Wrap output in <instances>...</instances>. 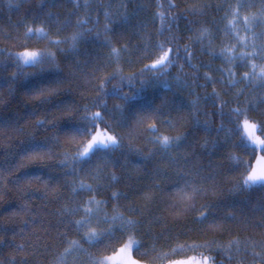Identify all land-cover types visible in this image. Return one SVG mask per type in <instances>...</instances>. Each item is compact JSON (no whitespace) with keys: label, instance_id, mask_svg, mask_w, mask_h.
<instances>
[{"label":"trees","instance_id":"1","mask_svg":"<svg viewBox=\"0 0 264 264\" xmlns=\"http://www.w3.org/2000/svg\"><path fill=\"white\" fill-rule=\"evenodd\" d=\"M245 122L264 137V0H0V264L130 235L145 264H264ZM98 127L116 143L81 157Z\"/></svg>","mask_w":264,"mask_h":264},{"label":"snow or ice","instance_id":"2","mask_svg":"<svg viewBox=\"0 0 264 264\" xmlns=\"http://www.w3.org/2000/svg\"><path fill=\"white\" fill-rule=\"evenodd\" d=\"M44 30L42 27L37 29V35H43ZM21 59L27 63L28 61H37L42 55V50L39 48H24L19 51ZM96 115H99L98 113ZM245 134L248 138L257 145L264 144V137L259 136L255 131V125L245 122ZM165 140L168 138L165 137ZM117 137L108 132L106 129L97 128L95 133L84 142L81 146V154H87L96 143H106L107 141L116 142ZM264 163V157L258 158L252 171L249 173L248 179H255L259 176H264V172L260 171L261 164ZM99 204V202H97ZM102 232L92 229L90 239H99ZM138 241L133 236H128L127 239L114 248L111 252L103 254L97 261V264H142L137 258L134 249ZM207 261L211 264V258L192 254L189 256H181L171 262V264H204Z\"/></svg>","mask_w":264,"mask_h":264},{"label":"rangeland","instance_id":"3","mask_svg":"<svg viewBox=\"0 0 264 264\" xmlns=\"http://www.w3.org/2000/svg\"><path fill=\"white\" fill-rule=\"evenodd\" d=\"M164 61H159L157 63L154 64V66H158V65H161L163 64ZM116 142H112V141H107L106 143H96L92 148L94 147H107V146H110V145H113L115 144ZM86 154H80V156H84ZM260 157H264V154H261L258 156V158ZM258 158L256 159V161L258 160ZM256 164V162H255ZM254 164V165H255ZM260 171L264 172V163L261 164L260 166ZM250 182H253V183H257V182H263L264 181V176H259L255 179H248ZM99 201H92L90 204H89V208H88V214H89V218L87 220V222H92V219L93 218H97V216H99L100 212H102V205L97 203ZM92 232V231H91ZM91 232L87 235V237L90 239L91 237ZM74 245L78 247L77 248H72L70 250H68L67 253L68 256L66 257V260L64 262V260L60 263V264H97V261L99 258H89V257H85L83 258L82 255H81V245L75 241L74 242ZM142 264H145L142 262ZM204 264H208L207 261H204Z\"/></svg>","mask_w":264,"mask_h":264}]
</instances>
